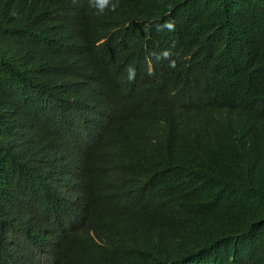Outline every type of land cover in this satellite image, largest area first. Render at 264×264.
<instances>
[{
  "label": "trees",
  "instance_id": "trees-1",
  "mask_svg": "<svg viewBox=\"0 0 264 264\" xmlns=\"http://www.w3.org/2000/svg\"><path fill=\"white\" fill-rule=\"evenodd\" d=\"M43 1L0 8V110L43 116L33 139L0 119V182L34 236H61L59 264H264V0ZM61 147L106 164L50 189Z\"/></svg>",
  "mask_w": 264,
  "mask_h": 264
},
{
  "label": "clouds",
  "instance_id": "clouds-1",
  "mask_svg": "<svg viewBox=\"0 0 264 264\" xmlns=\"http://www.w3.org/2000/svg\"><path fill=\"white\" fill-rule=\"evenodd\" d=\"M106 0H45L35 11L51 12L77 8L86 11L92 9L101 14L108 8ZM0 8H22L21 0H0ZM41 21V20H40ZM42 22V21H41ZM44 23V22H43ZM78 28V27H77ZM76 28V30H77ZM75 30V31H76ZM149 70L152 66L148 62ZM25 119H11L5 112L0 110V119L4 122L8 134H18L26 139H33L40 134V124L43 116L36 106L25 111ZM82 121L70 122L57 130L62 140L76 141L81 131ZM106 160L101 155L97 162L82 163L79 160H71L70 151L61 147L57 150L49 164L44 169V182L50 189L59 187L58 190L71 193L78 186L75 178H81L84 174L97 173L102 170ZM32 210L27 207L23 197L12 189L8 184L0 182V227H5L9 238L3 237L0 241V264H37L35 261V249L23 238V216L24 211ZM93 237V234L90 233ZM52 247L50 256L59 264L61 255V236L55 235L50 240L43 241Z\"/></svg>",
  "mask_w": 264,
  "mask_h": 264
},
{
  "label": "bare ground",
  "instance_id": "bare-ground-1",
  "mask_svg": "<svg viewBox=\"0 0 264 264\" xmlns=\"http://www.w3.org/2000/svg\"><path fill=\"white\" fill-rule=\"evenodd\" d=\"M117 204V203H116ZM37 216V215H36ZM35 216V218H36ZM32 218V213H30L28 210L24 211V216L22 218L23 220V238L26 242L29 244L34 245L35 249V261L37 264H57L54 259L50 256V251L52 250V247L49 244L44 243L42 240H40L38 237L34 236V234L29 229V224L35 219ZM94 242L99 244V240L96 239L94 236L92 237Z\"/></svg>",
  "mask_w": 264,
  "mask_h": 264
}]
</instances>
